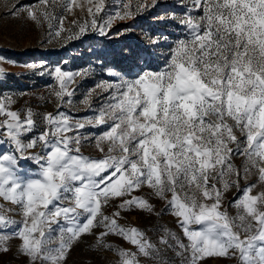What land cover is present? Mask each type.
Listing matches in <instances>:
<instances>
[{"label":"snow or ice","instance_id":"1","mask_svg":"<svg viewBox=\"0 0 264 264\" xmlns=\"http://www.w3.org/2000/svg\"><path fill=\"white\" fill-rule=\"evenodd\" d=\"M157 5L120 0L110 11L107 0H38L14 4L11 15L46 26L48 43H64L109 36L116 23ZM180 7L155 16L174 21L176 32L148 36L166 49L156 56L162 64L145 49L128 68H108L109 79L79 100L78 81L91 69L27 65L54 79L41 97L54 112L14 110V97L0 95V253L18 239L27 264H68L74 246L95 236L94 249L112 252L115 264H264V0H180ZM75 9L84 18L66 27ZM144 188L163 202L160 210L136 194ZM233 190L239 195L226 207ZM133 210L173 217L182 236L160 225L153 242L119 222Z\"/></svg>","mask_w":264,"mask_h":264},{"label":"rangeland","instance_id":"2","mask_svg":"<svg viewBox=\"0 0 264 264\" xmlns=\"http://www.w3.org/2000/svg\"><path fill=\"white\" fill-rule=\"evenodd\" d=\"M38 0H0V67L6 69V74L0 78V95H12L16 100L14 110H23L31 107L36 112H54L55 106L49 99L50 86L55 83L49 75L41 76L37 71L30 70L29 64H44L49 68L61 67L66 71L79 72L91 69V75L82 81H78L76 99L82 98L83 94L96 82L109 79L106 75L108 68L126 69L136 59L137 54L147 56L145 49L155 55L147 57L154 65L162 64L163 60L156 61L166 49L154 47L148 43V36L172 34L176 32L175 22L171 20L158 21L155 16L165 13L181 12L180 0H158L157 7L138 16L135 20L116 23L109 36L101 37L95 33H89L80 39L58 43L47 42V27H39L35 23L21 17L11 15L14 4H36ZM120 0H107L108 9L114 10L113 5H118ZM75 17L69 15L65 26H69L74 18H84L85 13L75 9ZM103 15V13L101 14ZM133 29L124 35H115L119 30L130 27ZM143 63V61H141ZM86 112L76 113L78 116L87 115ZM85 154L99 155L92 147L83 149ZM239 164V161H237ZM250 183L256 182V177L250 178ZM243 187V184L241 185ZM259 189H257L258 191ZM137 195H143L155 204L157 210L163 207V202L150 196L147 188L142 189ZM239 195L235 190L229 192L225 198V206ZM2 203V201H0ZM5 207H13L5 204ZM114 208L109 207L106 211L110 214ZM234 215L235 209L229 207ZM123 219L119 222L123 225L135 226L145 231L148 237L156 242L160 233L157 227L166 225L178 235L180 230L176 227L175 219L169 215L157 217L148 213L133 210L121 213ZM19 220L20 217L16 216ZM99 231V230H98ZM108 241L116 246L131 248L123 240L115 236H109ZM20 241L12 239L8 242L10 251L0 253V264H27L26 258L17 252ZM95 236H85L81 242L74 246L70 252L68 264H115L117 257L110 251L94 249ZM135 250V249H132ZM169 259H175L171 250L166 252ZM142 264H151L142 258ZM176 264H179L178 259ZM207 264H232V262L208 258Z\"/></svg>","mask_w":264,"mask_h":264}]
</instances>
